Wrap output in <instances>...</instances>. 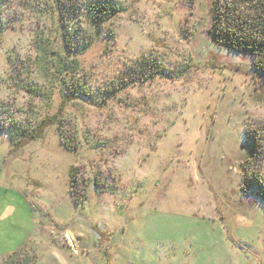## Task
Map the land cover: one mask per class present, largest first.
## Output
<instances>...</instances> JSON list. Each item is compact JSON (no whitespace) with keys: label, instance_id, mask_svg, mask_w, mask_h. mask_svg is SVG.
<instances>
[{"label":"rangeland","instance_id":"374dc122","mask_svg":"<svg viewBox=\"0 0 264 264\" xmlns=\"http://www.w3.org/2000/svg\"><path fill=\"white\" fill-rule=\"evenodd\" d=\"M57 1L64 5L61 14L53 0H12L6 14L14 27L0 38V199L15 197L23 216L47 237L41 243L55 254L54 264H150L146 255L155 264H178L176 257H192L194 243L187 237L180 243L168 235L149 241L138 234L132 222L141 219L145 206L187 216L192 225L204 227L201 239L209 243L214 227L233 210L255 211L258 206L264 211V197L245 186L241 169L250 147L248 121L241 117L264 109V77L254 71L251 56L209 40L213 0H179V26L192 43L191 54L178 52L174 37L162 36L145 23L156 0H112L120 12L78 54L80 77L88 86L98 85L99 94L89 87L94 101L82 97L69 102L62 99L59 75L39 68L34 38L42 36L50 48L62 50V32L69 26L87 27L85 11L75 14L76 2L88 5L92 0ZM156 63L162 64L164 77L131 82L101 104L105 90L118 88L131 76L141 77ZM41 75L48 78L47 87L38 83ZM172 96L179 103L164 104ZM72 102L85 106L84 118L99 139L89 136L81 146L67 135L64 107ZM55 114L58 125L50 124L42 138L24 142V134ZM196 124L203 135L193 156L177 137L178 129L187 132ZM251 126L262 129L264 139V122L254 120ZM69 159L73 163L65 169ZM117 161L131 164V174L119 169ZM146 164L158 176L151 183L136 179ZM257 164L264 182V159ZM72 180L78 203L68 195ZM109 198L119 203L126 226L110 228L94 211ZM35 202L47 203L53 218ZM17 238L14 225L0 224V248ZM120 245L138 256L120 252L117 258L113 249L119 251ZM240 248L252 264H264V248L247 242ZM19 258L31 260L27 254Z\"/></svg>","mask_w":264,"mask_h":264},{"label":"clouds","instance_id":"9594fccd","mask_svg":"<svg viewBox=\"0 0 264 264\" xmlns=\"http://www.w3.org/2000/svg\"><path fill=\"white\" fill-rule=\"evenodd\" d=\"M179 0H156V3H150L152 8V16L146 19L145 23L149 24L153 30L158 31L162 36L174 37L173 43L178 52L183 54H191L193 51L192 43L185 36L183 29L179 26L182 19L179 11ZM141 43L143 39L139 38ZM183 40V43H181ZM211 45H209L210 47ZM182 59V56H181ZM85 71H88L85 69ZM38 83L45 87L48 86L49 80L44 76H40ZM93 88L96 94H99V86L89 85ZM91 101L96 99V96L88 98ZM180 98L172 96L164 101V104L179 103ZM85 106L83 104L69 103L64 107L65 119L68 121L70 131L67 135L76 139L81 146L88 143V137H96V130L84 118ZM242 120H247L251 125L252 121L259 120L264 122V109L257 114L249 113L241 117ZM190 130L180 131L177 142L183 144L187 152L193 156L198 154L200 144L202 142V131L199 124L195 126L189 125ZM99 139L98 137H96ZM117 137H113L115 141ZM242 136H240L239 144ZM237 147V145H236ZM162 154V153H161ZM73 161L69 159L65 162L67 169ZM116 166L122 171L131 174L132 165L124 161H117ZM139 181L151 183L158 179L155 169L150 165H144L143 171L136 176ZM71 192H68L70 196ZM46 208L50 212V218H53L52 210L47 203L35 202ZM94 201L92 205H96ZM73 204V203H72ZM11 210V214L5 215ZM94 211L101 219L106 221L110 228H120L125 225V216L122 215L119 203L114 199H107L106 203H100ZM195 215V213H193ZM55 222V221H54ZM0 224L14 225L16 227L18 238L12 243L0 248V264H5L9 257L16 256L19 258L22 254H27L31 257L30 264H54L55 254L50 251L49 247L42 244L41 241L47 237L39 231L36 224L30 219L23 216V209L17 203L15 197L5 196L0 199ZM132 226L138 231V234L145 240H151L159 235H168L175 238L178 242L183 243L187 237L194 243V254L187 260L181 257H176L178 264H252V261L247 258L245 253L240 248L242 242L250 243L257 248H264V211L260 207H255V211L248 210H233L229 217H222L213 231L214 239L209 243L207 240L201 239V233L204 231L202 225H192L187 216H176L166 212L162 206H145L141 210V219L134 220ZM8 239L10 235L3 236ZM117 258H120V252L125 253L130 258H136L137 253L130 249L119 246V251L113 249ZM145 260L150 264H155L154 257L146 255ZM84 264H89L85 261Z\"/></svg>","mask_w":264,"mask_h":264},{"label":"trees","instance_id":"16d2710c","mask_svg":"<svg viewBox=\"0 0 264 264\" xmlns=\"http://www.w3.org/2000/svg\"><path fill=\"white\" fill-rule=\"evenodd\" d=\"M56 3L57 13L61 14L64 5ZM61 1V0H59ZM12 0H0V38L7 28H13V18L7 16L6 9ZM75 14L85 11L87 14V27L85 29L69 26L65 33L62 32V50L50 48L42 36L34 38V46L38 53V65L41 71L49 74H58L61 80L60 92L64 102H69L82 97H92L85 80L80 77V62L78 54L88 50L100 36V30L105 23L110 22L119 12V5L112 0H92L88 5L76 2ZM191 4L194 0L190 1ZM211 25L207 30L209 40L217 47L227 49L253 58L252 66L255 72L264 77V0H213L211 4ZM72 20L68 24L71 25ZM66 25V20L63 22ZM63 25V26H64ZM162 64H153L145 69L141 77L131 76L122 80L118 88H108L101 96V104L107 103L129 83L147 82L156 77H164ZM34 88L30 90L33 91ZM39 95V94H38ZM53 95V90L49 96ZM58 115L46 117L42 123L24 134V142H31L43 137L44 130L50 124H57ZM246 138L249 142V157L241 165L242 177L245 186L249 189L256 188L260 198L264 197V182L261 169L257 162L264 159V139L262 129L249 124L245 127ZM21 141V140H20ZM66 148L71 149V145ZM252 159L256 161L252 163ZM73 178V175H72ZM71 197L78 201L73 180L71 181ZM83 202V199H79ZM78 203V202H77ZM16 256L9 257L5 264H30V259L19 260Z\"/></svg>","mask_w":264,"mask_h":264}]
</instances>
